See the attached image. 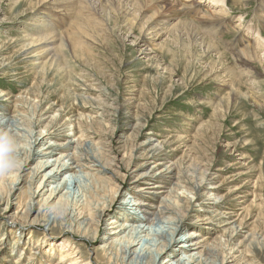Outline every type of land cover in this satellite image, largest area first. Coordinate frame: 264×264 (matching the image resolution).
<instances>
[{"label": "rangeland", "instance_id": "1", "mask_svg": "<svg viewBox=\"0 0 264 264\" xmlns=\"http://www.w3.org/2000/svg\"><path fill=\"white\" fill-rule=\"evenodd\" d=\"M56 1L0 0V113L17 115L21 126L37 138L48 131L61 137L52 143L74 139L72 134L88 130L91 139L83 138L82 147L95 152L110 171L105 177L88 172L94 177L90 182L82 180L91 189L87 199L93 207L108 208L112 202L115 207L98 223L97 212L79 203L75 220L87 216L96 224L90 232L76 220L81 230L74 223L73 236L65 232L64 225L46 227L45 216L26 226L18 214L28 201L25 184L34 177L30 168L39 161L21 172L28 146L24 137L13 138L19 150L12 154L17 166L0 175V264H30L31 247H43V241L54 244L47 250L53 259L45 257L42 263L54 264L59 260L58 249H66L59 246L65 239L72 243L69 248L87 254L91 264H104L105 254L99 249L108 243L102 241L106 224L119 203L141 194L156 211L175 184L190 189L180 191L182 198L192 202L184 207L188 213L184 212L187 219L181 232L197 236L195 243L203 247L199 252L222 243L224 257L234 249L236 264H264V41L263 45L251 44L249 52L254 56L250 63L240 61L236 52L240 46L236 25L242 24L244 36L249 35L248 27H257L264 40V25L258 18L264 15V0H249L245 8L224 0L232 9L229 20L222 22L225 29L218 25L206 28L183 14L166 19L159 37L160 28L153 29V7L160 0ZM212 16L206 18L219 23L218 14ZM68 38L73 41L69 43ZM26 50L36 60L21 58ZM154 161L171 172L151 183L164 187L165 195L155 196L160 190L147 193L145 180H140L145 173L158 172ZM16 175L23 177V184L12 193ZM42 181V176L36 179L35 191ZM71 190L69 200L60 195L53 201L54 207L64 208L58 210L60 215L69 212L66 208L76 211L81 193L77 188ZM43 200L37 198V208ZM6 207L8 214L3 211ZM136 213L141 215L140 209ZM96 227L99 234L94 243L81 238L87 234L92 238ZM19 231L23 232L21 251L16 244ZM30 232L37 237L33 242Z\"/></svg>", "mask_w": 264, "mask_h": 264}, {"label": "bare ground", "instance_id": "2", "mask_svg": "<svg viewBox=\"0 0 264 264\" xmlns=\"http://www.w3.org/2000/svg\"><path fill=\"white\" fill-rule=\"evenodd\" d=\"M136 2L137 1H135V3ZM248 2H249V0H232L233 5L241 6L240 8H245L248 5ZM116 3H118V2H116ZM144 3H145V1H144ZM146 3H147V1H146ZM44 4H45V2H44ZM40 5H42L41 1H40ZM47 5H46V8H48ZM178 5L180 7H177ZM43 7H44V5L42 6V8ZM220 8H222V12L218 11ZM54 9H55V7H54ZM153 9L156 10V13H154V18H153V24H154L153 29H156L158 27L160 28L161 23H164L165 21L170 20L174 17L181 16L182 14L184 16H188L190 18H193L197 22H200V24L204 25L206 28L209 27V29H212V28H214V26L218 25L219 29L222 27L225 29L227 25L225 23H222V22L229 20L228 18L230 15H228V13H229V11L231 12V10H232V9L230 10L226 7V3L224 0H160L158 3H156L154 5ZM144 10H145V8H144ZM212 10H213V12H212ZM261 10H263V14H264V6L261 7ZM68 11H70V10H68ZM145 11H147V10H145ZM202 11H204V15L199 17L198 15ZM150 12H148V13H150ZM215 12L218 14V16L220 18L219 23H216L215 20L210 22L209 21L210 18L209 19L206 18V15H209V14L210 15L213 14V16H214ZM223 14H225V15H223ZM207 17H209V16H207ZM205 18L207 19V22H205L206 21ZM258 18H259V20H261L260 22L262 23V25H264V15H262V16L259 15ZM75 19L77 21V18H75ZM211 19L213 20V18H211ZM217 20H219V19H217ZM241 20H242V17H240V21ZM149 21H151V19ZM76 23L74 22V24H76ZM179 23L181 24L182 22H179ZM183 23H185V22H183ZM186 25H188V24H186ZM191 25L192 24H190L189 27H191ZM35 26H37V25H35ZM38 26H40V25H38ZM78 26H79V24H78ZM176 26L177 25H175V27ZM241 26H242V24L236 25V28L238 30V36H237L238 39L237 40L240 43V46L236 47V50H237L236 52L239 55L240 61L245 62L247 64V62L250 63L251 60L253 61L254 55L251 52H249V50L252 48L251 44H262L264 40L262 38L263 36L262 37L260 36V32H257V29H256L257 27L256 28L248 27L247 31H248L249 35L244 36V35H242V33H240ZM40 27H42V26H40ZM161 27H163V26H161ZM73 28H75V27H73ZM147 28H149V27H147ZM179 28H181V27H179ZM179 28H177V29L179 30ZM161 29L162 28H160L158 35H156V37L160 36L161 31L163 30V29L162 30ZM182 29H183V27H182ZM77 31H78V29H77ZM152 31H155V30H152ZM186 31H187V29H186ZM193 33H195V30ZM198 34H197V36H198ZM205 34H206V30H205ZM149 35H151V34H149ZM214 35L215 34H213V36ZM66 36H67V33H66ZM52 37H54V36H52ZM187 37H188V34H187ZM26 38H28V37H26ZM46 38H45V40H46ZM189 39H190V37H189ZM189 39H188V42L190 41ZM68 40H69V38H68ZM72 41L69 40L68 42L70 43ZM202 42L205 43V40L203 39ZM239 43H237V44H239ZM147 45H148V43H147ZM197 45H199V44H197ZM214 48H215V46H214ZM27 50H26V52H24L22 54L21 58L26 59L28 57V58H32V59L34 58L35 59L37 57V56L36 57L31 56V54L33 53L32 51L34 49H32V51H27ZM231 50L233 51V48ZM147 51H148V49H147ZM208 52L210 53V51H208ZM255 52H257V51H255ZM216 53H218V52H216ZM236 64H237V62H236ZM238 65H240V64H238ZM29 66H30V64H29ZM251 99L253 100V98H251ZM254 102H255V100H254ZM4 114L5 113H0V134L6 132L10 136H12L13 138H16V139L17 138L21 139L22 137H24L26 139L25 143H27V146H28L27 151H26L28 153H27L26 159L24 160L23 165L21 166L20 171L21 172L26 171L27 168L32 166L35 161H39L38 165L36 167L30 168V170L32 172L34 171V177L31 179L30 183L26 182V184H25V186L27 185V187H29L28 188L29 189L28 201L26 203L25 208L22 209L18 214V216H20L21 219H22V217H24V220H26L25 222L27 224L26 226L35 225V222L36 223L39 222V219L42 216H45L46 219L43 221H45L46 227H52L53 228L56 226L64 225L66 228L65 232L67 234H70V236L71 235L73 236L75 234V231H74L75 227L73 228L72 226L75 223V221L77 220V219L75 220V217L77 216L76 212L78 211L76 206H78V208H79V203H81V202H82V204L86 203L85 206L87 205V207L88 206L91 207V210H94L95 212H97L96 216L98 219H100L98 221V223L103 222V217H105V215L107 213L111 212L112 209L115 207V206L113 207V202L111 203L110 206H108V208H106V207L101 208L100 204H98V205L96 204L97 207H93L92 203H90V201L88 200L91 198V197L89 198V196H88L91 189H88L86 186H83V181H82L83 179L86 182L92 181L94 176L90 175L88 172L95 173V175L97 177H100V176L105 177V174L110 171V168L108 166L103 165L99 161V156L95 152H92V153L87 152V150H84V147H82L81 142H82L83 138L84 139H86V138L91 139L89 137L90 132L86 129H80L81 128L80 127L79 128L80 131H79V133H77V135L72 134L74 139L68 138V139H66L65 142L63 141L60 143H52V141H54V140L60 141L59 139H61V137L58 136L56 133H53V132L50 133L48 131L45 135L37 138L36 133L31 131L30 129H27V128L25 129L23 125L21 126V121L17 117V115L9 117L8 115L5 116ZM25 119H27V118L25 117ZM38 126H39V124H36L34 128H36ZM77 129H78V127H77ZM78 134H79V136H78ZM152 143H154V142H152ZM16 150H18V149H16ZM70 151H72L74 153L71 154ZM16 157H17V159H19V156L16 155ZM151 158H153V156L150 157L149 159H151ZM153 164H156L155 161ZM161 165H163V164L157 163L155 165L156 166L155 167L156 172L158 171L157 173H155V174H153L152 172L145 173L140 178V180H145L144 185L147 186L145 190H150V191H146L147 193L152 192V190H160L156 194L152 193V194H155V196L156 195H165L166 192L161 191L162 189H165V188L158 185V184L151 186L152 185L151 183L154 182V180H156V179L163 178L166 175V173L171 174V172H167L166 170L160 169ZM18 166H20V164ZM47 169H48V171H47ZM41 176H42L43 181L40 184V186L37 188V190L35 191V189H33V184L35 183L36 179H38ZM115 178L117 180H120L119 176H117V175L115 176ZM169 178L176 179V177H174V176H171ZM138 181L139 180H137L136 183ZM138 183H140V181ZM172 183H173V181H172ZM21 184H23V177L17 176L15 182L12 183V187H11V190L13 191L12 193H15L16 191H18V187ZM72 188H77L81 193L80 194L81 199L78 200L77 205H75V207H74V209H76V211L75 210L73 211V209L66 208L67 211H69V212H66V213L60 215V213H58V210L64 211V208L61 205L58 208L54 207L53 201L55 199H57L60 195H61V198L64 199V197H68L66 199L69 200L72 197L71 196L72 195V190H71ZM197 188H200V187L197 186ZM197 188H195V189H197ZM212 189H215V188H212ZM189 190L187 189V187L185 188L183 186L175 184V188H173L171 190V192L168 194L169 198H167V196L164 197V199H162L163 202L161 203V205L158 208H154V209H156V211H152L153 209H151V208H153V207L149 206L148 203H146L144 201L145 199H147L146 196H143L141 194H140V196L136 195L134 197L135 198L134 200L133 199L131 200V198H128V199L124 198L119 203L120 205L118 206V208L115 210V212H114L115 216H113V218L106 224V228H105V232H104L105 237L102 239V241L104 240V243L105 242H108V243H106L107 245L104 244L105 247H101L102 249L101 248L99 249V250H103V253L105 254L104 255L105 256L104 264H217V261L219 262L218 264H236L235 254L232 255V252L234 249L233 250L231 249L230 250L231 253L227 254V257L230 256V258H233L232 261H229V260H227V257H224L225 252H223L224 250H222V246H220V245H223L222 243L212 244L213 246L208 245L205 248V250H202L199 252L200 248L202 249L203 247L200 246L199 242L195 243L194 238L197 236H194L193 234L190 235V233L183 235V232H181V230L183 229V227L186 223L185 220L187 219V215L184 212L188 213L187 209H185L184 207H185V205H188L192 202H190V200L187 197L182 198L180 191L188 192ZM198 191H199V189H198ZM48 192L50 194L49 197L43 200V197ZM192 193H194V192L192 191ZM123 196L126 197V194H122L120 197H123ZM195 196L199 198L198 194H195ZM37 198H41V200H43V204L41 206H39L40 208H37V205H39V202H36ZM199 200H197V201H199ZM105 201H106V199H105ZM214 204L216 205V207L214 206V208L219 207L216 202ZM87 207H86V209H87ZM8 208L9 207H6L3 210L6 214H8V212L10 211ZM138 209H140L141 215H139L140 213H136L138 211ZM18 216H17V218H18ZM91 216H93V215H91ZM91 216H89V217H91ZM91 221H92V219L87 218V216H85V218H81V219L77 220V222L79 223V226L82 228L84 227L85 230H88V231H90L91 225L93 227V225L96 224L95 222H94V224L90 223ZM225 225H228V224H225ZM23 227L24 226H22L21 228L23 229ZM77 227H78V225H77ZM192 229H193V227H192ZM238 229H239V231H238L239 234H237V236L239 237V236H241L240 235L241 230H240V227ZM94 231L95 232H94V235H92V238L89 237L90 235H88V234L83 235L81 238L86 239V240L94 243V241H96V239H97L96 237H98V234H99L98 227H96V230H94ZM17 233H18V234H16V236H17L16 237L17 238V243H16L17 249L21 251V249H23V245H24L23 244V238H22L23 232L19 231ZM84 233H85V231H84ZM181 233H182V235H179ZM29 237H30L29 241H31V242H33V240H35L37 238L36 235L32 234L31 232L29 234ZM43 243L45 244L43 247L39 246L38 244H37V246L31 247V249H30V252H31L30 256L31 257L29 260L30 264H35V261L36 262L39 261L40 264H43L42 261L44 260L45 257H50L49 259H53V256L51 254H49V256L47 255L48 254L47 250L49 247H51L54 244V242L43 241ZM71 244H72L71 241L66 240V239L61 244H59V246H65L66 249H63V248L58 249V252H60L59 253V260L57 262H55L54 264H91L89 256L87 254H85L84 252L79 251L75 248L74 249L69 248ZM37 248H39L40 250H36ZM67 248L69 250H67ZM98 248H99V246H98ZM227 250L225 248V251H227ZM196 251L198 253H196ZM37 253H38V255H37ZM221 254L223 256H221Z\"/></svg>", "mask_w": 264, "mask_h": 264}, {"label": "clouds", "instance_id": "3", "mask_svg": "<svg viewBox=\"0 0 264 264\" xmlns=\"http://www.w3.org/2000/svg\"><path fill=\"white\" fill-rule=\"evenodd\" d=\"M16 151V144L12 136L8 133L0 134V175L17 166V161L13 157Z\"/></svg>", "mask_w": 264, "mask_h": 264}]
</instances>
